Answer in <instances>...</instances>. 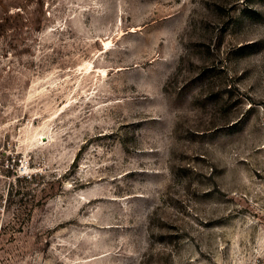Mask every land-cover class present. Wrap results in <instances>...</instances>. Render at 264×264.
I'll use <instances>...</instances> for the list:
<instances>
[{
    "label": "rangeland",
    "instance_id": "rangeland-1",
    "mask_svg": "<svg viewBox=\"0 0 264 264\" xmlns=\"http://www.w3.org/2000/svg\"><path fill=\"white\" fill-rule=\"evenodd\" d=\"M0 264H264V0H0Z\"/></svg>",
    "mask_w": 264,
    "mask_h": 264
}]
</instances>
